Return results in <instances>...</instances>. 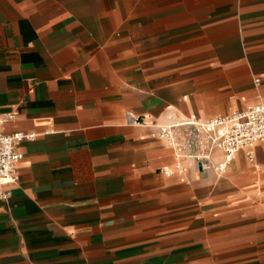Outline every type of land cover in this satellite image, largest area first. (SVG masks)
Wrapping results in <instances>:
<instances>
[{"label": "crops", "instance_id": "crops-1", "mask_svg": "<svg viewBox=\"0 0 264 264\" xmlns=\"http://www.w3.org/2000/svg\"><path fill=\"white\" fill-rule=\"evenodd\" d=\"M240 21L260 85L217 115L264 100V0H0L1 129L35 134L0 197V264H264V141L257 170L241 149L221 179L214 150L183 182L155 130L126 123L214 117L213 80L182 58L230 56Z\"/></svg>", "mask_w": 264, "mask_h": 264}, {"label": "built area", "instance_id": "built-area-1", "mask_svg": "<svg viewBox=\"0 0 264 264\" xmlns=\"http://www.w3.org/2000/svg\"><path fill=\"white\" fill-rule=\"evenodd\" d=\"M258 83V79H255ZM13 113L0 114V197L10 196V186L18 181L17 164L21 154L17 144L32 139L35 134L15 132L4 133L3 123L13 117ZM128 125L153 128L155 135L166 141L174 151L175 162L160 168L166 176H176L180 181L187 180L188 168L196 164L208 168L214 150L221 152L224 162H231L237 151L244 149L246 157L256 168L254 144L264 141V100L258 99L245 109L229 114L204 119L191 114L180 118L175 114L163 123H154L149 116H127ZM209 164V165H208Z\"/></svg>", "mask_w": 264, "mask_h": 264}, {"label": "rangeland", "instance_id": "rangeland-1", "mask_svg": "<svg viewBox=\"0 0 264 264\" xmlns=\"http://www.w3.org/2000/svg\"><path fill=\"white\" fill-rule=\"evenodd\" d=\"M241 23H235L231 28L226 30V35L230 34L231 36V45H230V56H211V57H202V56H193V57H184L185 64L189 66L199 67L201 71L199 74H196L194 77H199V79L211 77V87L205 88L206 92L209 91L211 94V105L207 104H199L200 107L206 110L209 106L211 107L210 115L206 114V117H212L217 114H223L230 112L236 108H242L247 104H250L252 100L248 101L246 104L241 107H235L233 104L228 103V101L232 100L235 95L234 89L236 86H245L247 89L253 88L254 91H257L260 83H256L255 79L258 76H252L248 73V77L246 71L243 66L240 65L239 61H245L244 53L245 50L249 47L247 41H243L240 38V34L238 29L240 26L245 27L248 22L240 21ZM224 32V31H223ZM217 32L215 34H211V39L215 38V41H211V49L212 48H223L224 44L222 40H219L224 33ZM241 52V56H236ZM245 66L247 65L245 61ZM223 76H227L228 79H224ZM221 77V79H217ZM247 78V80H246ZM249 78V79H248ZM192 80V79H191ZM259 82H261L259 80ZM258 92H256L257 94ZM230 96V97H229ZM205 116V115H201ZM165 143L169 146V144L165 141ZM170 147V146H169ZM250 168L255 171L254 166L248 160H246ZM209 165V164H208ZM212 170V163L209 165ZM195 172L197 169L195 167ZM218 172V171H216ZM224 176V171H221V179Z\"/></svg>", "mask_w": 264, "mask_h": 264}, {"label": "bare ground", "instance_id": "bare-ground-1", "mask_svg": "<svg viewBox=\"0 0 264 264\" xmlns=\"http://www.w3.org/2000/svg\"><path fill=\"white\" fill-rule=\"evenodd\" d=\"M171 150H172V155H174V151L172 148H171ZM226 165L227 164L224 162V159H222V161L217 165V169H219V171H223L224 168L226 167ZM212 167H213V165H212Z\"/></svg>", "mask_w": 264, "mask_h": 264}]
</instances>
